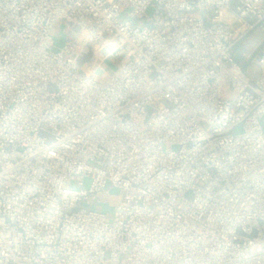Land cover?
Wrapping results in <instances>:
<instances>
[{
    "label": "built area",
    "instance_id": "obj_1",
    "mask_svg": "<svg viewBox=\"0 0 264 264\" xmlns=\"http://www.w3.org/2000/svg\"><path fill=\"white\" fill-rule=\"evenodd\" d=\"M263 21L264 0H0V264H264V39L255 80L231 54Z\"/></svg>",
    "mask_w": 264,
    "mask_h": 264
},
{
    "label": "rangeland",
    "instance_id": "obj_2",
    "mask_svg": "<svg viewBox=\"0 0 264 264\" xmlns=\"http://www.w3.org/2000/svg\"><path fill=\"white\" fill-rule=\"evenodd\" d=\"M150 13V12H149ZM226 21L230 24L232 22V19L229 15L226 17ZM62 28L59 26H56L54 32H53V42H54V49L57 50L60 48L61 43L63 42V36L61 34ZM264 39V21L261 24V26L255 27L252 31L248 32L242 40L232 49L231 54L235 62L240 66L242 71L252 80H255L259 78L260 76V69L259 66L256 63L255 58L251 60H247L246 56L247 54H250L257 45L263 41ZM91 54V48L88 52ZM101 54L96 59V65L104 64V70L105 74L102 73L100 77H98L97 81H105L110 74L115 69V64L117 63L116 57H110L106 59V52L104 49L100 52ZM87 55V54H86ZM85 73H88V71H84ZM109 185L106 186L105 190L109 189ZM118 195L119 192L117 189H109L108 193L101 195L100 199L102 201H105V203H100L98 205H93L92 210L94 211H100L104 213L107 216L108 221H111L114 216L115 208L119 204L118 202ZM124 257H121V260H123Z\"/></svg>",
    "mask_w": 264,
    "mask_h": 264
},
{
    "label": "crops",
    "instance_id": "obj_3",
    "mask_svg": "<svg viewBox=\"0 0 264 264\" xmlns=\"http://www.w3.org/2000/svg\"><path fill=\"white\" fill-rule=\"evenodd\" d=\"M57 26L62 28L61 25H57ZM74 30L75 28L72 27L70 32L68 33L69 37H74V33H73ZM61 34L64 37L62 30H61ZM104 64L105 62L96 65V62L93 60L92 55L89 53H87V55L83 54L81 57L78 58V65L82 68V70L88 71L89 74L97 77H100L102 73L104 74L106 73L104 70Z\"/></svg>",
    "mask_w": 264,
    "mask_h": 264
}]
</instances>
